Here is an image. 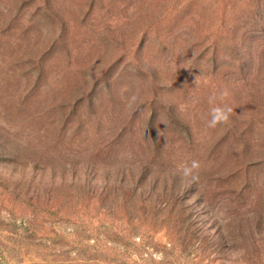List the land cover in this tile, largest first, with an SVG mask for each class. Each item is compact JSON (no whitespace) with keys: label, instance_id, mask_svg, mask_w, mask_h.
I'll list each match as a JSON object with an SVG mask.
<instances>
[{"label":"rangeland","instance_id":"obj_1","mask_svg":"<svg viewBox=\"0 0 264 264\" xmlns=\"http://www.w3.org/2000/svg\"><path fill=\"white\" fill-rule=\"evenodd\" d=\"M0 264H264V0H0Z\"/></svg>","mask_w":264,"mask_h":264},{"label":"clouds","instance_id":"obj_2","mask_svg":"<svg viewBox=\"0 0 264 264\" xmlns=\"http://www.w3.org/2000/svg\"><path fill=\"white\" fill-rule=\"evenodd\" d=\"M198 83V76L195 78V85ZM222 96H227L228 93L227 91L223 92L221 94ZM135 100V97L132 98ZM216 100L215 95L209 97V103L213 104L214 101ZM232 111L231 108H225L221 107L219 105L214 106L210 109V120L208 121V127L209 128H215L218 125L226 124L229 121V113ZM199 164L197 161H193L191 164V168L195 169L198 168Z\"/></svg>","mask_w":264,"mask_h":264}]
</instances>
